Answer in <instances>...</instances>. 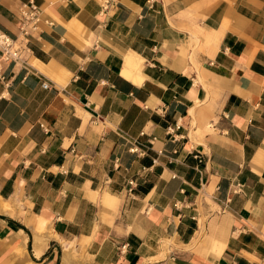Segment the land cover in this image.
<instances>
[{
	"label": "crops",
	"instance_id": "obj_1",
	"mask_svg": "<svg viewBox=\"0 0 264 264\" xmlns=\"http://www.w3.org/2000/svg\"><path fill=\"white\" fill-rule=\"evenodd\" d=\"M36 2L0 81V264H264V0Z\"/></svg>",
	"mask_w": 264,
	"mask_h": 264
},
{
	"label": "built area",
	"instance_id": "obj_2",
	"mask_svg": "<svg viewBox=\"0 0 264 264\" xmlns=\"http://www.w3.org/2000/svg\"><path fill=\"white\" fill-rule=\"evenodd\" d=\"M113 0H103V9L109 7ZM43 23L53 24L50 18L45 17L44 8L36 2L30 0L20 8V24L17 35H11L6 31L0 29V81L5 80V68L12 63H17L22 59V54L30 40V37L41 32V25ZM44 88H49L50 84L47 81L43 82ZM179 127V125L177 126ZM173 132L175 129L170 127ZM132 151L135 148L131 149ZM200 158V156H197ZM134 182L131 181V185Z\"/></svg>",
	"mask_w": 264,
	"mask_h": 264
}]
</instances>
